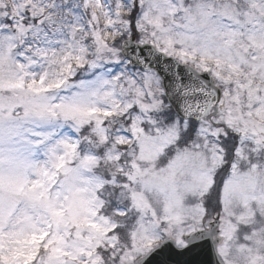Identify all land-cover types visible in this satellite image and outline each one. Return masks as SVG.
Instances as JSON below:
<instances>
[{"label": "snow or ice", "instance_id": "snow-or-ice-1", "mask_svg": "<svg viewBox=\"0 0 264 264\" xmlns=\"http://www.w3.org/2000/svg\"><path fill=\"white\" fill-rule=\"evenodd\" d=\"M0 264H264V0H0Z\"/></svg>", "mask_w": 264, "mask_h": 264}]
</instances>
